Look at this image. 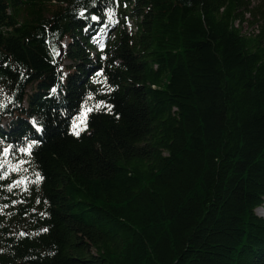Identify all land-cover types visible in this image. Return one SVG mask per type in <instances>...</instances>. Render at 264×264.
Wrapping results in <instances>:
<instances>
[{
  "label": "trees",
  "instance_id": "16d2710c",
  "mask_svg": "<svg viewBox=\"0 0 264 264\" xmlns=\"http://www.w3.org/2000/svg\"><path fill=\"white\" fill-rule=\"evenodd\" d=\"M258 209L264 0H0V264H264Z\"/></svg>",
  "mask_w": 264,
  "mask_h": 264
},
{
  "label": "rangeland",
  "instance_id": "374dc122",
  "mask_svg": "<svg viewBox=\"0 0 264 264\" xmlns=\"http://www.w3.org/2000/svg\"><path fill=\"white\" fill-rule=\"evenodd\" d=\"M128 28V30H129V27H127ZM132 30H133V28H132ZM245 31H247V32H252L253 31V28H251V27H249V26H245V29H244ZM130 31V30H129ZM67 46H68V42H66L65 43V48L67 49ZM100 49H102V48H100ZM71 64V62H65L64 63V66H66V65H70ZM264 211V210H263ZM263 211H261V209L259 210H257V214L259 215V216H261V217H264V212Z\"/></svg>",
  "mask_w": 264,
  "mask_h": 264
},
{
  "label": "snow or ice",
  "instance_id": "6c2138e0",
  "mask_svg": "<svg viewBox=\"0 0 264 264\" xmlns=\"http://www.w3.org/2000/svg\"><path fill=\"white\" fill-rule=\"evenodd\" d=\"M81 15H83V13H81ZM93 19H96V17H93ZM97 107H99V105H98ZM109 110H110V109H109ZM87 111H91V109H87ZM78 119L80 120L81 123L84 122V118H83V117H80V118H78ZM78 127H79V125L76 124V123L74 122V124H73V131H74V133H75L76 135H79V132L76 131V129H77ZM81 130H83V129H81ZM29 147H31V146H29ZM38 179H39V177H38Z\"/></svg>",
  "mask_w": 264,
  "mask_h": 264
},
{
  "label": "bare ground",
  "instance_id": "6f19581e",
  "mask_svg": "<svg viewBox=\"0 0 264 264\" xmlns=\"http://www.w3.org/2000/svg\"><path fill=\"white\" fill-rule=\"evenodd\" d=\"M127 27H129V32L130 33H132L133 31H134V29L132 30V28H133V24L132 23H129L128 25H127ZM260 210V209H259ZM261 211H263V209L261 210ZM264 212V211H263Z\"/></svg>",
  "mask_w": 264,
  "mask_h": 264
}]
</instances>
